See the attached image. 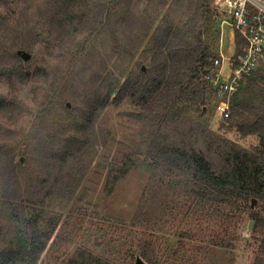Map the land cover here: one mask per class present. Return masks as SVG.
Segmentation results:
<instances>
[{"label":"rangeland","instance_id":"rangeland-1","mask_svg":"<svg viewBox=\"0 0 264 264\" xmlns=\"http://www.w3.org/2000/svg\"><path fill=\"white\" fill-rule=\"evenodd\" d=\"M44 1L37 3L42 6ZM129 4L109 20L101 34L89 39L78 60L74 59L84 43L83 35L75 43L68 40L49 46L40 42L31 54V72L42 69L48 78L39 77L24 88L14 89L0 78V93L17 95L23 106L18 115L0 113V210L6 209L5 216L12 221H1L0 235L8 223L24 224L45 211L47 218L61 215V222L37 264H68L77 251L90 252L110 264H136L137 257L146 264H254L260 257L259 244L253 232L248 234L247 216L238 225L234 222L236 229L232 226L225 232V245L211 236L213 217L203 223L205 234L192 238L195 223L189 220V204L156 194L152 186L149 151L157 144L200 154L215 167L224 166L225 145L252 149L259 144L258 138L241 137L221 119L213 93L204 113L193 108L182 121L162 131L128 117V113L139 112L131 101L120 107L111 101L95 122L94 149L82 165L72 166L84 170L74 194L67 200L43 203L37 198L34 189L38 183L48 179L51 184L63 170L65 174L70 171L68 166L60 168L53 155L73 135L74 125L99 94L103 81L116 83L125 72L121 86L142 64L148 39L140 51L136 46L143 40V25L152 26L154 32L158 27L190 25L200 18L197 0H129ZM210 7L212 17L203 23L204 39L214 52L222 50L226 76L236 52V34L229 23H223L224 16H216L211 2ZM0 14L9 18L5 7H0ZM19 14L10 18L7 38L19 36L15 32L17 22L22 21ZM27 20L33 25L42 23L36 7ZM38 30L43 32L41 27ZM129 156L133 157L129 173L110 192V177ZM40 225L44 235L47 224ZM235 233L239 239L231 243Z\"/></svg>","mask_w":264,"mask_h":264},{"label":"trees","instance_id":"trees-1","mask_svg":"<svg viewBox=\"0 0 264 264\" xmlns=\"http://www.w3.org/2000/svg\"><path fill=\"white\" fill-rule=\"evenodd\" d=\"M107 1L45 0L41 6L38 0H0V7L9 10V18L0 14V78L9 82L12 89L17 86L24 88L39 77L48 78L47 72L42 69L31 72L33 58L24 61L18 55L20 51L35 53L40 42L49 46L68 40L75 43L79 35H83L84 43L79 46L74 59L78 60L86 52L89 39L101 34L109 20L119 15L125 5H130L129 0ZM34 7L38 9L42 22L38 25L27 20ZM196 8L200 18L190 25L158 27L154 32L152 26L143 25V40L136 46L140 51L144 39H148L141 55L142 64L130 73L121 86L120 78L125 76V72L120 73L116 83L108 85L103 81L99 94L74 125L73 135L53 155L60 168L68 166L70 171L65 174L63 170L51 184L46 179L35 187L37 198H42V203L46 200H67L74 194L84 170H74L72 166L81 164L94 149L95 122L111 101L116 107L131 101L139 112L128 113L127 116L161 131L182 121L193 108L204 113L208 96L212 93L206 76L213 62L222 58L204 39L203 23L211 16L210 0H197ZM18 11L22 21L17 22L15 32L19 36L7 38L9 20ZM39 27L43 32L38 30ZM235 44V55L242 54L246 42L238 34ZM230 105L231 117L227 122L237 129L241 137H256L259 144L252 149L232 143L225 145L222 167H215L204 156L188 153L178 146L157 144L154 150L149 151L152 186L156 194L164 193L172 201L183 200L189 204V220L195 223L190 234L192 238L205 234L203 223L208 217L214 220L211 236L220 239L223 245L225 232H229L232 226L236 229V220L237 225L246 216L255 221L252 232L258 239L260 257L254 264H264V64L245 78L240 90L232 96ZM22 112V102L17 95L0 93L1 114L18 115ZM132 163L133 157L129 156L123 167L116 170V175L112 173L110 192L121 177L129 173ZM254 199L258 201L256 209L251 205ZM6 212L4 208L0 210V224L3 219L9 221ZM60 222L61 215L47 218L42 211L33 221L17 226L13 222V225L8 223L2 227L0 264H37ZM41 223L47 224L44 235H41ZM238 239L235 233L231 243ZM68 264L110 263L90 252L77 251Z\"/></svg>","mask_w":264,"mask_h":264},{"label":"built area","instance_id":"built-area-1","mask_svg":"<svg viewBox=\"0 0 264 264\" xmlns=\"http://www.w3.org/2000/svg\"><path fill=\"white\" fill-rule=\"evenodd\" d=\"M223 23H229L235 34L246 42L244 52L235 55L229 64V73L223 75V59H216L208 71V81L217 98L216 112L221 119L231 117V98L245 78L264 64V0H210Z\"/></svg>","mask_w":264,"mask_h":264},{"label":"water","instance_id":"water-1","mask_svg":"<svg viewBox=\"0 0 264 264\" xmlns=\"http://www.w3.org/2000/svg\"><path fill=\"white\" fill-rule=\"evenodd\" d=\"M18 55L21 56V57L24 59V61H29L30 58H31V54H29V53H27V52H22V51H20V52L18 53ZM251 205H252V207H253L254 209H256L257 206H258V201L255 200V199L252 200ZM254 225H255V221L251 220V221L249 222V226H248V234H251V233H252L253 228H254ZM136 264H146V263L143 261V259H141L140 257H137Z\"/></svg>","mask_w":264,"mask_h":264},{"label":"crops","instance_id":"crops-1","mask_svg":"<svg viewBox=\"0 0 264 264\" xmlns=\"http://www.w3.org/2000/svg\"><path fill=\"white\" fill-rule=\"evenodd\" d=\"M218 54H219V55L221 56V58H222V55H221V54H222V50H220ZM222 59H223V58H222Z\"/></svg>","mask_w":264,"mask_h":264}]
</instances>
